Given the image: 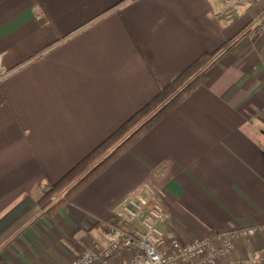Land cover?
<instances>
[{
  "label": "crops",
  "instance_id": "crops-1",
  "mask_svg": "<svg viewBox=\"0 0 264 264\" xmlns=\"http://www.w3.org/2000/svg\"><path fill=\"white\" fill-rule=\"evenodd\" d=\"M264 0H0V264L109 244L144 191L184 242L264 226ZM232 47L205 83L58 211L39 202L160 90ZM129 231L140 228L126 225ZM158 247L169 251L166 240ZM116 264H126L118 258ZM184 264V263H180ZM217 264H264V232Z\"/></svg>",
  "mask_w": 264,
  "mask_h": 264
},
{
  "label": "built area",
  "instance_id": "built-area-1",
  "mask_svg": "<svg viewBox=\"0 0 264 264\" xmlns=\"http://www.w3.org/2000/svg\"><path fill=\"white\" fill-rule=\"evenodd\" d=\"M256 28L264 35V8ZM8 75L0 72V82ZM163 220L160 205L144 191L137 190L123 203L118 221L107 225L109 244L98 253L84 249L68 264H116L118 258L126 264H217L221 257L235 251L239 241L264 232V226L235 231L221 236L219 246L214 247L210 238L188 243L174 236L167 238L159 228ZM132 224L140 228L129 231L125 227ZM161 240L167 241V253L158 247Z\"/></svg>",
  "mask_w": 264,
  "mask_h": 264
},
{
  "label": "trees",
  "instance_id": "trees-1",
  "mask_svg": "<svg viewBox=\"0 0 264 264\" xmlns=\"http://www.w3.org/2000/svg\"><path fill=\"white\" fill-rule=\"evenodd\" d=\"M231 48L226 44L216 53L205 54L199 58L185 72L162 88L154 100L132 116L114 135L55 184L44 194L39 203L44 205L62 194L63 197L57 200L49 210V212L58 211L84 186L102 174L158 122L201 87L207 79V69Z\"/></svg>",
  "mask_w": 264,
  "mask_h": 264
},
{
  "label": "rangeland",
  "instance_id": "rangeland-1",
  "mask_svg": "<svg viewBox=\"0 0 264 264\" xmlns=\"http://www.w3.org/2000/svg\"><path fill=\"white\" fill-rule=\"evenodd\" d=\"M243 2H245V0H242ZM263 115H264V113H263ZM61 196V194L60 195H57V197H60Z\"/></svg>",
  "mask_w": 264,
  "mask_h": 264
}]
</instances>
